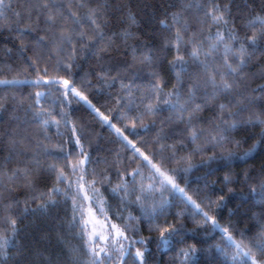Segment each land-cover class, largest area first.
I'll return each instance as SVG.
<instances>
[{"label":"snow or ice","instance_id":"obj_1","mask_svg":"<svg viewBox=\"0 0 264 264\" xmlns=\"http://www.w3.org/2000/svg\"><path fill=\"white\" fill-rule=\"evenodd\" d=\"M0 37V264H264V0H0Z\"/></svg>","mask_w":264,"mask_h":264},{"label":"trees","instance_id":"obj_2","mask_svg":"<svg viewBox=\"0 0 264 264\" xmlns=\"http://www.w3.org/2000/svg\"><path fill=\"white\" fill-rule=\"evenodd\" d=\"M4 46H11L8 42H6L4 40V37H0V47H4ZM87 67V66H85ZM259 83V81H258ZM27 91H32V89L30 88H26L25 92ZM114 91V90H113ZM90 99L93 100V103H96L98 107H100L101 105H105V107H114L115 106V102L114 100H110L108 99L105 95H95L92 94L90 95ZM72 107L74 109H79V111H77L75 113L76 116L78 117H82L84 119L85 122H87L88 124H90L93 132H94V136H93V143H92V149H93V159L96 158V156H100V157H104V156H109V150H112V152L114 153L115 151H121V147H120V142L117 140L116 134L114 133V131H112L107 125H104L103 127L101 126L100 122L98 121V119L94 120L93 119V115L90 113V110L87 109V107L83 104H76L75 102H73ZM105 107H102L101 110L104 111ZM55 129H52V134H55ZM61 131H63V129H61ZM258 131V130H257ZM141 136L144 137L145 139H148L147 136H145L143 133H141ZM130 139L133 140H139L140 137H135L132 135H129ZM111 141V142H110ZM251 143V141L249 142ZM96 148H100L102 149V151H95ZM122 155H124L125 157H130L132 155L131 150H129L127 153H123ZM112 156H109V159H111ZM264 163V156L258 157L256 160H250L248 164H242L238 167H235L233 170L235 172H241L244 168H248V167H253L258 169L260 167V164ZM132 167H135V164L132 165ZM146 171V169H145ZM203 175V170L200 171H193L189 176H188V180L190 181V185H189V192L191 194V191L196 189V188H203V181H200L199 183H197V178ZM217 175L222 176L223 173H217ZM216 179L215 176L210 177L209 178V182H211V180ZM181 187H184V180L181 179L179 181ZM203 194V193H201ZM238 203V201H233L229 207H236V204ZM173 206L171 207V212L173 213V215L175 214V212L180 211L184 208V205L181 203L179 194H177L176 198L172 201ZM227 209H224L222 213L218 214V218H219V222L221 225H225L228 222V215H227ZM241 211H243V209H241ZM135 214V213H134ZM164 217H161V220H163ZM169 220L172 219L171 216L168 217ZM232 221L235 222L238 219V216H233ZM186 225H187V234H186V238H187V243H197L198 241H203L205 239H207V237L209 235H214L215 239L214 240H209V243H216L220 240V234L219 233H212L211 232V225H207L205 226V228L203 229H197V231L195 233H193L191 230L193 229L194 225L192 220L186 219L185 221ZM239 228H243L245 227L244 223H240L238 225ZM144 235H147V232L145 231L143 233ZM239 238V237H237ZM183 245H177V247H182ZM197 247H207V244H201V243H197ZM155 249V246L153 245V250ZM171 255H174V253H170L168 256L164 257V260L167 261L169 259V257Z\"/></svg>","mask_w":264,"mask_h":264}]
</instances>
